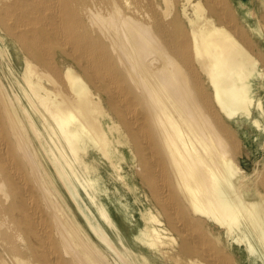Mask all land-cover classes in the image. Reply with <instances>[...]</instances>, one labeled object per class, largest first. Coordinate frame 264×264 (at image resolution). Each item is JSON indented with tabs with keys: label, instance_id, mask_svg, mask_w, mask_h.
Wrapping results in <instances>:
<instances>
[{
	"label": "bare ground",
	"instance_id": "obj_1",
	"mask_svg": "<svg viewBox=\"0 0 264 264\" xmlns=\"http://www.w3.org/2000/svg\"><path fill=\"white\" fill-rule=\"evenodd\" d=\"M237 3L0 0L15 264H264V0Z\"/></svg>",
	"mask_w": 264,
	"mask_h": 264
},
{
	"label": "rangeland",
	"instance_id": "obj_2",
	"mask_svg": "<svg viewBox=\"0 0 264 264\" xmlns=\"http://www.w3.org/2000/svg\"><path fill=\"white\" fill-rule=\"evenodd\" d=\"M229 2L231 1V2H233V3H235V6H237L238 5V0H228ZM247 3H250L252 0H245ZM256 1H259V0H256ZM242 14V13H241ZM240 128H241V130H242V132H240V135L242 136V142H243V144H245V142L247 141V140H249V142H248V144L249 145H251V141H252V138H251V136H250V130L248 129H245V130H243V125H240ZM255 150V149H254ZM247 162H245V163H243L242 162V165L243 166H245V164H246ZM246 167V166H245ZM212 239H214V238H212ZM211 239V240H212ZM0 254H1V257L3 258V260H5L8 264H15V261L13 260V258H12V256H11V254H10V251H8V249H5V248H2L1 246H0ZM109 262H111V263H108V264H117L116 262H115V260H113V259H110L109 260Z\"/></svg>",
	"mask_w": 264,
	"mask_h": 264
}]
</instances>
